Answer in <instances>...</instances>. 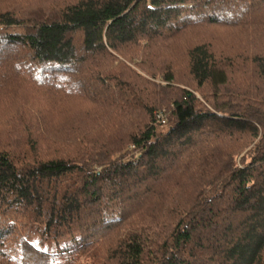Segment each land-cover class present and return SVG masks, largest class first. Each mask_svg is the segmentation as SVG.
I'll return each instance as SVG.
<instances>
[{"label": "trees", "instance_id": "trees-1", "mask_svg": "<svg viewBox=\"0 0 264 264\" xmlns=\"http://www.w3.org/2000/svg\"><path fill=\"white\" fill-rule=\"evenodd\" d=\"M263 12L264 0H0V92L108 102L123 125L116 139L77 137L70 157L0 149V264H264V51L231 90L234 61L190 42L192 90L150 48L207 25L255 35ZM53 108L14 107L7 126L43 134Z\"/></svg>", "mask_w": 264, "mask_h": 264}, {"label": "rangeland", "instance_id": "rangeland-1", "mask_svg": "<svg viewBox=\"0 0 264 264\" xmlns=\"http://www.w3.org/2000/svg\"><path fill=\"white\" fill-rule=\"evenodd\" d=\"M51 1L59 2L61 0ZM263 22L264 12L261 19L257 21L256 29L257 27L259 29L255 35L248 30L249 27L248 29H244L226 24L207 25L203 28L181 31L180 37L182 40H175L174 37L167 38V42H155L153 43L155 45L151 44L150 48L151 50L154 48H158L159 51L162 50V54H164L165 57L163 61L164 64L167 65L169 71L174 72L176 81L172 84L175 88H190L193 90V88L189 87L192 81L188 72V60L183 53H185L187 48L193 43L192 41L196 42L198 40L207 43L218 62L225 60L226 63L228 61L230 65L231 62L234 61L230 67L233 75L231 76L232 81L230 82L229 88L237 90V88H243L241 83L246 77L250 78L251 69L249 70V68L252 62L245 57H248L247 55L252 53L264 51V36L262 33V31H264ZM259 24L262 26L259 27ZM187 43L190 44L187 45ZM147 50L149 49L147 48ZM141 59L145 61V57ZM120 62L124 63V66L134 68L141 76L149 78L153 82L166 84L157 78H153L152 75L151 77L148 76L144 67H139L137 63L135 64L123 57H119L118 60H115L114 65L118 66ZM221 63L225 64L224 62ZM250 79L252 80V78ZM256 86L257 83H253L250 89L255 92L257 90V88H255ZM260 90L263 92L264 88L261 87ZM94 91L95 90H92L90 93L91 97L96 94ZM149 91H145V94L147 93L148 97L154 99V94ZM154 91V93H160L158 88H155ZM176 91L177 90H175V92ZM99 97L104 98L103 96ZM197 97L200 100L202 98L200 94H198ZM89 100L91 99L62 98L61 93H53L34 85H23L20 89L1 91L0 149H8L12 151V153L14 151L16 157L19 159H30L31 157L34 159L36 155L40 159L70 157L75 156L76 152L83 147L84 142H81L77 137H81V135L85 133L95 131L96 135L102 136L104 140L120 137L123 126L120 120L121 118L116 112H112V107L108 109V102L106 108L102 109L99 107L100 104L98 105V103ZM25 104L28 108H32V111L38 109L39 112L44 105L55 107L53 108L54 112L50 113V110L45 112L42 110V114L39 116L41 117L40 123L44 124L46 129L43 134H40L38 129L31 127L34 132V136L31 137L19 132L21 130L20 128H11L7 126L8 124L6 121L13 110L15 111L14 107L18 109ZM109 104L116 106L117 103L110 101ZM25 110L28 112L26 107ZM138 117L140 116L136 113L135 119ZM34 121L31 120V124H35V127H37L39 122L36 118ZM135 122L137 121L135 120ZM130 126L132 127V125ZM29 131L30 129L28 128L27 133H29ZM244 143L245 142H243V144ZM257 143L258 139L253 141V144L249 148L254 147Z\"/></svg>", "mask_w": 264, "mask_h": 264}, {"label": "built area", "instance_id": "built-area-1", "mask_svg": "<svg viewBox=\"0 0 264 264\" xmlns=\"http://www.w3.org/2000/svg\"><path fill=\"white\" fill-rule=\"evenodd\" d=\"M162 119H163V118H162ZM161 122H162V123H165V120L163 119Z\"/></svg>", "mask_w": 264, "mask_h": 264}]
</instances>
